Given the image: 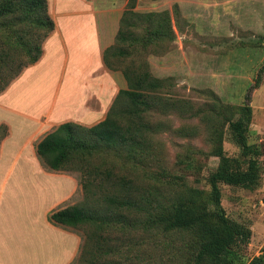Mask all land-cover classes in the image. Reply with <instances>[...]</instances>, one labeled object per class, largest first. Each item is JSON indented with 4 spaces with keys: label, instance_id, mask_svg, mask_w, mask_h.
<instances>
[{
    "label": "trees",
    "instance_id": "trees-1",
    "mask_svg": "<svg viewBox=\"0 0 264 264\" xmlns=\"http://www.w3.org/2000/svg\"><path fill=\"white\" fill-rule=\"evenodd\" d=\"M135 6L136 0L128 1L116 41L104 51V61L112 70L117 69L112 66L109 54L117 51L116 57L123 59L126 51L120 45L126 42L131 45L138 39L130 29L135 26L136 18L147 17L158 25L153 29L156 36L166 33L163 26L172 28L169 11L140 13ZM54 29L48 0H0V93L26 67L40 60L44 42ZM10 30L18 32L17 38L5 37ZM116 44H119L117 50ZM124 75L128 88L118 91L103 120L91 126L62 122L36 146L37 155L47 168L77 169L82 173L84 200L50 215V220L56 224L84 228L87 242H94V249L87 250L86 244L83 246L82 261L77 264H101L99 257L103 253L119 252L125 244L141 250L163 236L169 237L167 244L182 253L187 264H264V249L248 259L246 252L252 229L247 222L234 220L227 214L221 189V184L255 189L261 183L262 150L250 142L249 132L252 92L263 82L264 65L259 68L255 83L240 107L232 109V105L212 95L215 107L224 112L221 125L208 122V134L215 147L212 154L222 160V165L211 169L206 177L209 190L192 186L176 175L164 181L110 171L100 178L86 174L89 156L99 147L120 151L139 164L151 156L153 145L148 133L152 126L146 114L151 99L157 97L152 96V90L159 87L161 80L149 70L134 66L125 67ZM231 110L232 115L228 116L226 112ZM236 114L239 116L233 120ZM205 119L209 120V115ZM228 123L231 137L240 148L236 156L227 155L223 144L224 126ZM182 130L190 133L192 129L184 127ZM8 134V126L0 125V144ZM165 184L170 189L169 194L163 192ZM96 186L99 192L95 191ZM87 197H91V204H87ZM87 226L91 227L89 232ZM105 230L108 235L103 234ZM112 262L108 260L106 264Z\"/></svg>",
    "mask_w": 264,
    "mask_h": 264
},
{
    "label": "rangeland",
    "instance_id": "rangeland-1",
    "mask_svg": "<svg viewBox=\"0 0 264 264\" xmlns=\"http://www.w3.org/2000/svg\"><path fill=\"white\" fill-rule=\"evenodd\" d=\"M135 10L140 13L169 11L172 17V28L163 26L166 33L159 36L153 32L154 25H158L151 19L136 18L135 26L130 29L138 39L131 45L129 42L120 45L126 51L123 59L116 57L117 51L109 54L112 66L121 71V88H128L124 75L127 66L147 69L161 80L159 87L152 90V96L157 97H151L146 114L147 122L152 126L148 133L153 145L151 156L139 164L120 151L99 147L89 156L86 174L100 178L110 171L164 181L176 175L192 186L209 190L206 177L211 169L222 165V160L212 154L215 147L208 134V122L221 125L224 112L215 107L212 95L214 93L224 104L232 105V109L244 104L259 68L264 65V0H229L227 5L218 6L216 14L220 13L219 17H210V12L206 11L195 12L194 0H136ZM17 34L10 30L6 31L5 37L15 39ZM8 42L15 43L13 40ZM116 47L119 48V44L114 45ZM251 105L249 140L262 150L261 183L255 189L221 184L222 204L227 214L234 220L247 222L252 229L246 252L248 259L264 249V76L261 85L252 92ZM226 113L232 115V110ZM206 115L209 120L205 119ZM238 116L233 115V120ZM184 127L192 129L191 132L184 133ZM224 131L227 155H239L240 148L231 137L229 123L224 126ZM70 171L79 176V189L73 197L74 204H79L84 200L82 173L77 169ZM94 189L100 190L98 186ZM163 190L169 194L166 184ZM91 200L87 197V204H91ZM76 230L82 237V245L72 264L82 261L80 257L85 244L87 250L94 249V242L86 240L84 228ZM86 230L89 232L91 227L87 226ZM103 234L109 232L105 230ZM167 243L169 237L163 236L141 250L125 244L119 252L103 253L99 261L101 264L108 260L113 261L112 264H187L186 257Z\"/></svg>",
    "mask_w": 264,
    "mask_h": 264
},
{
    "label": "crops",
    "instance_id": "crops-1",
    "mask_svg": "<svg viewBox=\"0 0 264 264\" xmlns=\"http://www.w3.org/2000/svg\"><path fill=\"white\" fill-rule=\"evenodd\" d=\"M128 1L48 0L55 29L40 60L0 93V125L9 128L0 144V264H72L80 254L78 230L50 220L74 204L79 176L44 167L36 146L62 122L91 126L106 117L122 76L104 51ZM228 1L194 0V9L219 17Z\"/></svg>",
    "mask_w": 264,
    "mask_h": 264
}]
</instances>
